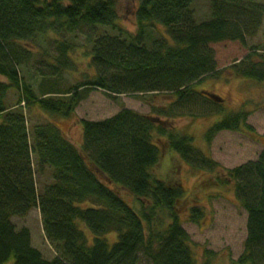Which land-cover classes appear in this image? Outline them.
I'll use <instances>...</instances> for the list:
<instances>
[{
    "label": "trees",
    "instance_id": "1",
    "mask_svg": "<svg viewBox=\"0 0 264 264\" xmlns=\"http://www.w3.org/2000/svg\"><path fill=\"white\" fill-rule=\"evenodd\" d=\"M195 1L140 0L132 34L118 25V0H0V264H197L180 220L185 190L176 177L154 174L164 146L194 168L217 174L219 185L234 184L248 213V236L232 264H264V151L257 161L223 169L196 150L189 136L157 123L160 117L129 109L103 121L82 119L79 149L54 121L29 125L26 115L36 110L70 119L95 90L111 100L173 94L172 109L198 105L195 85L221 75L211 45L245 44L261 28L264 4L211 0L209 18L198 22ZM157 25L165 29L163 38L152 33ZM77 34L91 46L95 74L67 86L65 74L76 68V44L67 36ZM41 39L52 45L51 55L48 48L35 51ZM37 54L44 61L25 78L21 70ZM252 57L233 69L240 78L263 83L264 59ZM173 112L166 115L177 116ZM248 116L244 109L227 113L207 131V143L223 131L255 133ZM45 173L51 182L39 189L37 177ZM36 208L53 259L33 247L28 228L19 230L12 221ZM190 213L193 222L202 215L196 207ZM80 223L92 232V242ZM110 233L118 235L112 246L104 238Z\"/></svg>",
    "mask_w": 264,
    "mask_h": 264
},
{
    "label": "rangeland",
    "instance_id": "2",
    "mask_svg": "<svg viewBox=\"0 0 264 264\" xmlns=\"http://www.w3.org/2000/svg\"><path fill=\"white\" fill-rule=\"evenodd\" d=\"M118 1V25L135 34L139 1ZM255 1L264 4V0ZM210 3L211 0L195 1L193 9L198 22L209 18ZM107 30L112 34L118 33L115 30V33L111 31V28ZM152 33L157 38H163L166 32L164 27L157 25ZM67 40L76 44V49L72 53L76 68L65 74L67 86H71L84 80L86 75H94L95 70L90 64L91 46H85V38L77 34L68 35ZM211 47L215 52L217 68L221 71V75L218 78L208 77L195 85V90L199 93L198 105L177 106L176 109L175 107L172 109V105L176 102V96L173 94L122 95L116 100H111L104 91L95 90L79 105L72 118H51L49 115L42 116L35 110L32 114L26 113L29 125L54 121L70 141L81 149L82 119L103 121L117 115L123 109H129L142 115L162 118L167 128L182 137L189 136L196 150L218 163L223 169H235L257 161L264 151V82L240 78L233 67L249 55H253L252 60L258 63L261 62L259 55L264 59V18L261 28L253 37H248L245 44L226 41L213 44ZM44 48H48L49 55L53 53L52 45L41 39L40 46L35 51ZM31 60L26 70H21V75L26 76L25 78L29 77L28 71L33 68V64L35 69H32V74L41 66L39 61H44L38 54ZM0 80L5 79L0 76ZM35 89L38 92V86H35ZM202 91L216 94L223 101L221 103L208 101L200 94ZM12 98L14 102L17 99L14 96ZM221 108L225 112L219 114L218 110ZM242 109L249 113L247 124L255 130V133L223 131L210 144L207 143V131L215 123L221 121L227 113ZM171 110L177 116L166 115ZM154 174L163 180H169L170 175L176 177L185 190L186 200L179 204L180 220L191 238V248L197 264H232L233 260H237L242 255L248 235L247 212L235 194L234 184L219 185L216 180L217 174L214 175L206 169L193 168L180 155L172 153L168 146L162 148V158L155 167ZM49 182L51 178L48 173L37 177L39 189L44 183ZM124 199L128 204L137 206L136 200L134 201L131 196L124 194ZM194 207L202 211L198 222H193L191 219L190 210ZM13 223L19 230L22 228L30 230L33 247L40 250L45 258L53 259L56 256L45 237L38 208L33 209L25 217L13 218ZM80 226L92 242L94 237L92 232L82 223ZM104 238L112 246L118 240V235L110 233ZM9 264H14V259Z\"/></svg>",
    "mask_w": 264,
    "mask_h": 264
},
{
    "label": "water",
    "instance_id": "3",
    "mask_svg": "<svg viewBox=\"0 0 264 264\" xmlns=\"http://www.w3.org/2000/svg\"><path fill=\"white\" fill-rule=\"evenodd\" d=\"M132 2H136L138 0H131ZM206 96H208L209 98L213 99L215 102H220L221 99L215 95H212V94H209V93H206Z\"/></svg>",
    "mask_w": 264,
    "mask_h": 264
}]
</instances>
